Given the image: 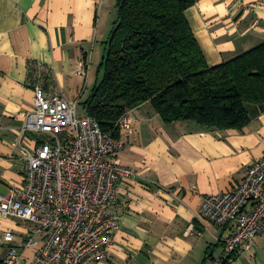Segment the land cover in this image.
Listing matches in <instances>:
<instances>
[{
  "label": "crops",
  "instance_id": "obj_1",
  "mask_svg": "<svg viewBox=\"0 0 264 264\" xmlns=\"http://www.w3.org/2000/svg\"><path fill=\"white\" fill-rule=\"evenodd\" d=\"M117 0H0V191L23 187L24 148L37 136L25 133L34 110V84L82 103L97 82L95 63L117 21ZM210 66L228 62L264 42V0H196L186 13ZM84 61L85 76L77 74ZM42 74V77H39ZM37 80V81H36ZM133 130L119 156L137 176L120 186L122 220L100 264H203L210 247L215 264L235 224L217 227L201 219L205 199L242 183L264 157V113L243 130H210L196 122L165 123L151 103L132 112ZM251 210V206L247 211ZM37 228L0 218V234L23 246ZM31 233V234H30ZM0 260L10 246L5 243ZM253 256L240 252L230 264H264V234ZM33 258V249L24 252Z\"/></svg>",
  "mask_w": 264,
  "mask_h": 264
},
{
  "label": "built area",
  "instance_id": "obj_2",
  "mask_svg": "<svg viewBox=\"0 0 264 264\" xmlns=\"http://www.w3.org/2000/svg\"><path fill=\"white\" fill-rule=\"evenodd\" d=\"M79 63L77 74L86 75ZM42 77V74H39ZM37 81V80H36ZM34 110L26 114L25 133L37 136L34 150L24 148L26 181L23 187L0 191V218L19 219L37 228L23 246L10 244L6 264H100L120 230V186L137 173L119 161L125 134L133 130L132 112L116 124L119 136L104 132L98 120L80 115L79 101L34 84ZM251 206V210L247 208ZM201 219L217 227L236 225L225 239V256L215 264H230L240 252L253 256L256 240L264 234V157L246 171L242 183L208 196ZM31 234V233H30ZM33 249V258L25 250Z\"/></svg>",
  "mask_w": 264,
  "mask_h": 264
},
{
  "label": "trees",
  "instance_id": "obj_3",
  "mask_svg": "<svg viewBox=\"0 0 264 264\" xmlns=\"http://www.w3.org/2000/svg\"><path fill=\"white\" fill-rule=\"evenodd\" d=\"M195 4L117 0L97 82L81 104L104 132L119 136L118 121L148 102L165 123L191 121L220 131H241L264 113V42L210 66L186 15ZM219 246L210 247L203 264Z\"/></svg>",
  "mask_w": 264,
  "mask_h": 264
},
{
  "label": "rangeland",
  "instance_id": "obj_4",
  "mask_svg": "<svg viewBox=\"0 0 264 264\" xmlns=\"http://www.w3.org/2000/svg\"><path fill=\"white\" fill-rule=\"evenodd\" d=\"M114 26V25H113ZM113 29V28H112ZM100 63H101V60H99V61H97L96 63H95V66L97 67L96 68V74H97V71H98V68H99V65H100ZM13 220H15V219H13ZM18 221H22V220H19V219H17ZM24 221H22V223H23ZM3 232H0V234H2ZM5 243H6V241H5V238H4V236H1L0 235V253L1 252H4V250H5ZM0 257H1V254H0Z\"/></svg>",
  "mask_w": 264,
  "mask_h": 264
}]
</instances>
